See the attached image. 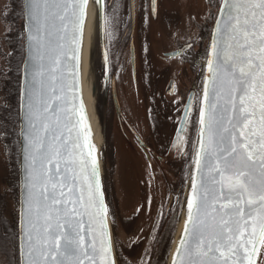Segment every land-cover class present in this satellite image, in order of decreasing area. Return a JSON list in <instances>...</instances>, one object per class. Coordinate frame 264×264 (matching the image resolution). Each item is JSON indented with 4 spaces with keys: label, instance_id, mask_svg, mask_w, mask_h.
I'll return each mask as SVG.
<instances>
[{
    "label": "snow or ice",
    "instance_id": "6c2138e0",
    "mask_svg": "<svg viewBox=\"0 0 264 264\" xmlns=\"http://www.w3.org/2000/svg\"><path fill=\"white\" fill-rule=\"evenodd\" d=\"M87 2L23 0L18 264H115L99 159L77 103ZM207 72L174 264H264V0H223Z\"/></svg>",
    "mask_w": 264,
    "mask_h": 264
},
{
    "label": "flooded vegetation",
    "instance_id": "af4514ba",
    "mask_svg": "<svg viewBox=\"0 0 264 264\" xmlns=\"http://www.w3.org/2000/svg\"><path fill=\"white\" fill-rule=\"evenodd\" d=\"M222 1L105 0L107 83L103 78L95 99L92 92L85 98L101 144L119 264H166L191 170ZM4 3L0 0V11ZM122 145L125 152L119 155ZM123 162L126 170L119 173ZM134 165L141 168L135 171ZM130 166L135 173L125 188L123 173ZM13 178L5 179V195L16 203Z\"/></svg>",
    "mask_w": 264,
    "mask_h": 264
},
{
    "label": "trees",
    "instance_id": "16d2710c",
    "mask_svg": "<svg viewBox=\"0 0 264 264\" xmlns=\"http://www.w3.org/2000/svg\"><path fill=\"white\" fill-rule=\"evenodd\" d=\"M23 8L5 0L0 11V142L15 181V201L0 190V259L18 264L19 90L24 57Z\"/></svg>",
    "mask_w": 264,
    "mask_h": 264
},
{
    "label": "water",
    "instance_id": "95a60500",
    "mask_svg": "<svg viewBox=\"0 0 264 264\" xmlns=\"http://www.w3.org/2000/svg\"><path fill=\"white\" fill-rule=\"evenodd\" d=\"M217 19H219V14H218ZM215 25H216V22H215ZM215 25H214V29L212 33V39L215 33ZM27 37H28V29L26 28V17L24 15V60H23L22 72H21L19 112H20V107H21V91H22V86L24 84V80H25L24 67H25V62L28 59V54H29V48H28L29 40ZM212 39H211V43H212ZM210 50H211V46H210ZM88 74L91 76L89 81L91 84L92 96L95 99L97 89L99 88V85L102 82V79L104 78L105 83H107V74H108V53H107V46H106V24H105V1L104 0H100L99 4H97L95 0H88L87 5H86V20H85V24L83 27L82 50L80 54V65H79V70H78V89H79L78 97L79 99L77 100V103H80L81 101L83 103L84 112L86 116V124L90 128L91 143L95 146L96 155L99 159L100 177H101L102 188L104 191L100 145L98 142L96 132L93 127L90 109H89V106H88V103L86 101L85 94H84V85H85ZM207 75H208V72L206 69L204 84H205ZM198 132H199V124H198L196 142L199 138ZM19 140H20L19 185L21 189V182L23 179V169L21 166L22 165V137L20 136V128H19ZM196 147H197V143H195L191 170H190L186 190L184 193L181 211H180L179 218H178V224H177V228L175 232L174 241H173L171 251L169 253V257H168L166 264H174L176 251L179 248L180 240L183 235L184 226L187 222V200L190 196L191 177L192 175L195 174L194 161H195ZM20 197H21V191H20L19 200H20ZM104 200L107 206L105 191H104ZM107 225H108V235H109L108 243L111 245L110 259L114 260L115 264H119L117 255H116L109 214H108V219H107ZM18 233H19V219H18ZM18 242H19V247H20L19 237H18ZM98 243H99V239H98ZM19 260H20V252H19Z\"/></svg>",
    "mask_w": 264,
    "mask_h": 264
},
{
    "label": "rangeland",
    "instance_id": "374dc122",
    "mask_svg": "<svg viewBox=\"0 0 264 264\" xmlns=\"http://www.w3.org/2000/svg\"><path fill=\"white\" fill-rule=\"evenodd\" d=\"M166 11L169 12V8L168 7L166 8ZM165 15H168V14L165 13ZM124 152H125V147L122 145L121 149L119 150V155L124 154ZM123 167L126 168V163L125 162L122 163V166H121V163H120L119 173L122 172L123 170H126V169H122ZM134 168H135L134 169L135 171H138L141 167L138 166V165L136 167V165H134ZM135 171H133V168L131 166H130L129 171L127 170V172L129 174L126 171H124V173H123V179H124L123 180L124 181L123 182V186L125 188H127L129 183L131 182L130 179H132V177L134 176ZM9 175L11 177V173H9V167H8V164H7V159H6V156L4 154V149H3V146H2V144L0 142V190L3 193H5V189H6V187H5V179H7V176H9ZM123 186L121 185L119 187V190H118V186H117V192H119L120 198H121L120 194L123 191ZM131 187H132V189L134 191L135 189L133 188V184H131Z\"/></svg>",
    "mask_w": 264,
    "mask_h": 264
},
{
    "label": "bare ground",
    "instance_id": "6f19581e",
    "mask_svg": "<svg viewBox=\"0 0 264 264\" xmlns=\"http://www.w3.org/2000/svg\"><path fill=\"white\" fill-rule=\"evenodd\" d=\"M91 78V76L88 74L87 78H86V82H85V85H84V94L87 93H91V84H90V81L89 79ZM99 142V141H98Z\"/></svg>",
    "mask_w": 264,
    "mask_h": 264
}]
</instances>
